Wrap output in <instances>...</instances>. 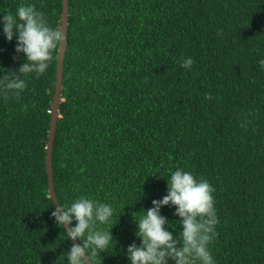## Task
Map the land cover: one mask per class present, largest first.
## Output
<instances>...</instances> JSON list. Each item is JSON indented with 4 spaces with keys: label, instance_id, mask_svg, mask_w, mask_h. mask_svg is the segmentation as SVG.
<instances>
[{
    "label": "trees",
    "instance_id": "obj_1",
    "mask_svg": "<svg viewBox=\"0 0 264 264\" xmlns=\"http://www.w3.org/2000/svg\"><path fill=\"white\" fill-rule=\"evenodd\" d=\"M21 4L60 26L62 0H0V13ZM15 46L0 31V78L18 74ZM57 56L19 95L0 91V264H67L45 169ZM260 59L264 0H68L53 186L61 204L84 195L114 206L103 226L114 244L95 264H129L134 219L176 168L215 188L216 264H264ZM174 213L161 209L176 235Z\"/></svg>",
    "mask_w": 264,
    "mask_h": 264
},
{
    "label": "clouds",
    "instance_id": "obj_2",
    "mask_svg": "<svg viewBox=\"0 0 264 264\" xmlns=\"http://www.w3.org/2000/svg\"><path fill=\"white\" fill-rule=\"evenodd\" d=\"M0 31L9 42L15 38V52L23 58L16 70L18 74L8 69L0 78V91L6 96L19 95L27 86L25 76L47 71L64 42V32L59 24L52 27L32 4H21L14 13H0ZM193 63V59L187 57L181 67L191 69ZM259 67L264 71V59L259 60ZM166 183L167 193L162 199H153L152 207L139 212L138 219H134L136 213L133 214L140 243L127 246L129 264H216L209 247L218 224L215 188L207 179L183 168L170 171ZM57 202L59 206L51 216L62 229L63 240L79 241L63 253L64 261L66 258L67 264H95L97 255L114 244L113 226L110 230L103 227L111 224L116 214L114 206L84 195L67 205ZM165 206H172L174 215L179 217L176 235L173 234L176 229L171 228L168 219L161 214Z\"/></svg>",
    "mask_w": 264,
    "mask_h": 264
},
{
    "label": "water",
    "instance_id": "obj_3",
    "mask_svg": "<svg viewBox=\"0 0 264 264\" xmlns=\"http://www.w3.org/2000/svg\"><path fill=\"white\" fill-rule=\"evenodd\" d=\"M67 26H68V0H62V12H61V24L60 27L64 32V42L59 46L57 64H56V74H55V88L52 101V111L50 118V127L48 130V141L46 145V157H45V169L47 172V187L49 198L52 200L54 208L58 207L54 186H53V174H52V147L54 142V135L56 129V121L59 118V110L61 103L62 94V69L63 60L66 49V37H67ZM71 241V240H70ZM71 243H78V241H71Z\"/></svg>",
    "mask_w": 264,
    "mask_h": 264
}]
</instances>
